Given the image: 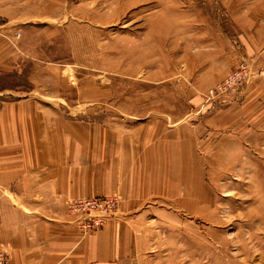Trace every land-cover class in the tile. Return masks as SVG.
Returning a JSON list of instances; mask_svg holds the SVG:
<instances>
[{
    "label": "rangeland",
    "instance_id": "obj_1",
    "mask_svg": "<svg viewBox=\"0 0 264 264\" xmlns=\"http://www.w3.org/2000/svg\"><path fill=\"white\" fill-rule=\"evenodd\" d=\"M4 2L23 74L0 87H35L80 122L175 130L132 264H264V0ZM235 71L241 85L207 101ZM117 217L87 234L72 223L86 236Z\"/></svg>",
    "mask_w": 264,
    "mask_h": 264
},
{
    "label": "crops",
    "instance_id": "obj_2",
    "mask_svg": "<svg viewBox=\"0 0 264 264\" xmlns=\"http://www.w3.org/2000/svg\"><path fill=\"white\" fill-rule=\"evenodd\" d=\"M14 30L18 6L0 0V75L23 74L21 42L17 51L7 42ZM34 91L0 87V246L7 264H132L141 210L166 193L158 183L161 154L170 158L175 130L161 135L157 124L122 132L80 122ZM116 193L117 219L83 236L67 201Z\"/></svg>",
    "mask_w": 264,
    "mask_h": 264
},
{
    "label": "built area",
    "instance_id": "obj_3",
    "mask_svg": "<svg viewBox=\"0 0 264 264\" xmlns=\"http://www.w3.org/2000/svg\"><path fill=\"white\" fill-rule=\"evenodd\" d=\"M241 71L231 73L223 83L208 90L206 100L209 101L214 96L220 94L224 95L229 91H234L241 85L239 73ZM119 203L120 197L116 193L102 198H73V200L67 201L66 207L67 212L74 217L72 222L76 224L84 234H87L100 228L105 220L116 217ZM5 257V252L0 249V264L6 263Z\"/></svg>",
    "mask_w": 264,
    "mask_h": 264
}]
</instances>
